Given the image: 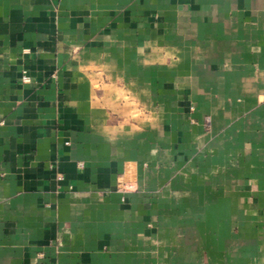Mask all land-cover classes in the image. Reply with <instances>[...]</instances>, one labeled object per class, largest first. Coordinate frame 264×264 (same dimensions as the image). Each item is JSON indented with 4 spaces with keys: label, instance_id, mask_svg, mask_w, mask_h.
<instances>
[{
    "label": "crops",
    "instance_id": "crops-1",
    "mask_svg": "<svg viewBox=\"0 0 264 264\" xmlns=\"http://www.w3.org/2000/svg\"><path fill=\"white\" fill-rule=\"evenodd\" d=\"M0 264H264V0H0Z\"/></svg>",
    "mask_w": 264,
    "mask_h": 264
},
{
    "label": "built area",
    "instance_id": "built-area-1",
    "mask_svg": "<svg viewBox=\"0 0 264 264\" xmlns=\"http://www.w3.org/2000/svg\"><path fill=\"white\" fill-rule=\"evenodd\" d=\"M21 81H22L23 83H27V82H29V77L24 73V74L22 75ZM58 180H61V177H58Z\"/></svg>",
    "mask_w": 264,
    "mask_h": 264
}]
</instances>
